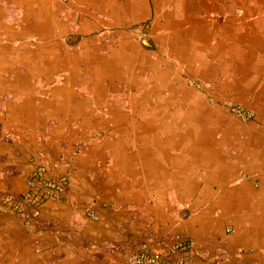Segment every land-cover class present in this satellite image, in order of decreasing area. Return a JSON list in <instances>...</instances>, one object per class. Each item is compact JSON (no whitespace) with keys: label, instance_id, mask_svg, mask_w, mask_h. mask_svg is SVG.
Segmentation results:
<instances>
[{"label":"crops","instance_id":"1","mask_svg":"<svg viewBox=\"0 0 264 264\" xmlns=\"http://www.w3.org/2000/svg\"><path fill=\"white\" fill-rule=\"evenodd\" d=\"M169 1L0 0V264H138L143 243L167 262L186 241L190 264H264V193L237 171L217 178L197 147L165 143L135 112L146 58L127 29L176 20L184 0ZM39 166L70 183L27 224L4 199Z\"/></svg>","mask_w":264,"mask_h":264},{"label":"bare ground","instance_id":"2","mask_svg":"<svg viewBox=\"0 0 264 264\" xmlns=\"http://www.w3.org/2000/svg\"><path fill=\"white\" fill-rule=\"evenodd\" d=\"M192 1L194 0L182 1L181 10L185 18L189 17L193 10H196L199 17H202L201 13H205L209 8H211V11L223 15L228 14L230 17H226L225 19L222 18V22L215 24L208 35L206 34L205 29H203L204 25L200 23L201 21L180 23L177 19L171 20V18H168L163 27L169 31H166V33L163 34L162 46L166 47L171 56L175 57L177 60L180 59L182 62H187L190 65L192 64L193 67H195L196 63L199 61L198 58L202 59L195 72H191V69H189V71L187 70L190 78L198 76L203 82L209 80L215 81L217 78H221L223 74H228L230 69H235L233 75H236L237 81L246 80L252 87H254V82L256 80V78L252 76L254 69L261 71L262 69L264 70V14L262 18L259 17L253 21H249V18L256 13L254 8L251 7L252 5L247 7L241 17L231 16L235 14V8L238 7L243 9L240 0H232L231 4L228 0H198V2H196L197 4L195 3L194 6H191L189 3ZM252 1L255 2L258 0H246V2ZM262 9L264 11V4ZM166 14L167 16L170 15L168 12ZM174 30L175 32H171ZM228 38L234 39L235 42L229 43L227 41ZM190 49L194 52L192 51L193 53H190ZM199 49L202 51L199 52L202 56L197 53ZM203 56H206L207 58ZM146 70H149V74L145 75L146 78L142 80V82H146L145 84L148 86V91L145 96H148L149 100L144 105H141V109L139 108V104L134 105L135 112L141 114L140 118H144L142 121L145 123L144 125L146 126V129L147 127L152 131L159 129V132H162L163 135L167 137L165 143L170 144L171 146H178L180 149H184L187 146L197 147V149L194 148V151H196V159L200 161L204 159H207L209 162L211 161L215 165V176H217V178L221 176L220 169L224 171V175L227 179L228 177H233L236 170H234L232 159H230L231 157L227 155L228 153L226 154L223 147V144L227 142L225 141V138L220 139L219 141H213L211 139V134L213 132L208 128L207 123L196 122V118L200 115L199 108H197L199 103L195 105V102H197L196 91L188 88L179 80L177 81L179 83L178 85H170L171 83H175L173 81L168 82L170 81V78H168L171 72L170 64L164 62V60L160 58L152 61L151 66ZM257 72H255V74ZM172 76L174 79H178L177 74H172ZM121 77V75L114 76V79L120 80ZM139 80L138 76H135V79H130V82H136ZM165 87L171 88L170 94L164 95L162 93ZM202 108H204V104H202ZM160 144L164 143L160 141ZM210 148L213 149V151L208 152ZM235 158L239 159L242 163H247L250 168L256 170L262 169V163H260V161H262L261 154L256 150H249L247 153L240 152ZM189 159L191 160V158ZM172 160L176 159L173 158ZM188 169H190V167ZM206 189L207 188H205V190ZM254 192L264 193V186L255 189ZM224 202H220L221 205L225 204Z\"/></svg>","mask_w":264,"mask_h":264},{"label":"rangeland","instance_id":"3","mask_svg":"<svg viewBox=\"0 0 264 264\" xmlns=\"http://www.w3.org/2000/svg\"><path fill=\"white\" fill-rule=\"evenodd\" d=\"M196 2H198V0L192 1L190 5L194 6ZM228 2H230L231 4L232 0H228ZM168 4H170V1L168 2ZM240 4L243 6V9H240L238 7L235 8V14L231 16L241 17L247 7H250L252 5L251 7L254 8V11L256 13L249 18V21H253L259 17H263V0H258L255 2H246V0H240ZM172 6L174 9L176 6L178 7L177 9H179L181 3H179V0H177L176 2L172 1L169 9L167 10H170ZM201 16L202 17H199L198 12L196 10H193L191 12V15L185 18L182 12L178 11V15L177 17H175V19L179 20L180 23L201 21L200 23L204 25L203 29H205L206 34L208 35L215 24L222 22V18L225 19L226 17H230L228 14L223 15L220 13L213 15L215 19H207L205 18L204 14ZM194 17L196 20L194 19ZM163 25L164 23L155 21V18L152 16L149 21L145 23L130 25L127 29V31L134 34L135 46L144 49L145 56L143 57V59L146 58V61L143 60L144 63L142 70H145L146 68H148V66H151V62L157 60L158 58L170 64L171 72L168 77L170 78V81L168 82H175L171 83L170 85H178L179 83L177 81L179 80L180 82L182 81L183 84H185L188 88L194 89L197 93V102H195V105L199 103V106L197 108H199L200 115L196 118V122L199 121L200 123H207L208 128L213 132L211 134V139L213 141H219L220 139L225 138V141L227 142L224 141L225 143L223 144V147L226 151V154L228 153L227 155L231 157L230 159H232L234 170L238 172L237 174L239 178L248 179L254 184V187L256 189H259V187L264 184V70L262 69L261 71L254 69L253 74L251 73L252 76L256 78L254 87H252L246 80L237 81L236 75H233L235 69H230L228 71V74H223L221 78H217L215 81L209 80L203 82V80L198 76L190 78L188 76L189 69H191V72H195L198 69L197 66L201 63L202 59L198 58L199 61L196 63V66L193 67L192 64L190 65L187 62H182L180 59L177 60L175 57L171 56V54L168 53L166 47L162 46L163 34L166 33V31H169L164 29ZM99 30L100 33H118L119 31H122V29L120 28L106 24ZM171 32H175V30ZM64 39H61V42L64 40L63 46L65 47H72L80 42V40L77 41L74 39ZM146 39L149 40V46L144 45L143 43V40ZM227 41L229 43L235 42L234 39L230 38H228ZM101 43H103L105 46H111L115 45L117 41L114 38H110L102 40ZM192 51L193 50L190 49V53L194 52ZM199 52H202L200 49L197 53L202 56V54H200ZM203 57L207 58L206 56ZM149 58L150 61H148ZM141 71L137 70L135 71V73L137 76L140 75V80H144L146 78L145 75L149 74V70H145L144 73ZM255 72L257 73L255 74ZM172 74H177L178 79H174ZM170 89V87H165L162 93L164 95L170 94ZM213 96L215 99L213 98ZM202 104H204V108H202ZM205 117L208 119H206ZM249 150H256L261 154L262 161H260V163H262V169L256 170L254 168H250L247 163H242L239 159L235 158L236 155L240 154V152L247 153V151ZM210 151H213V149L210 148L208 152ZM143 245L144 243L141 245L139 253L144 248L145 245ZM133 256L130 257L131 262H135ZM215 261L216 259L214 260L213 264L217 263V261Z\"/></svg>","mask_w":264,"mask_h":264},{"label":"built area","instance_id":"4","mask_svg":"<svg viewBox=\"0 0 264 264\" xmlns=\"http://www.w3.org/2000/svg\"><path fill=\"white\" fill-rule=\"evenodd\" d=\"M44 166H39L28 178L27 190L19 196H6L5 207L19 214L27 224H33L40 215L41 207L49 200L59 199L68 189L69 179L61 177L58 180L52 179ZM176 254L178 256L167 262L162 261V257L153 254L148 245H145L139 254L133 256L137 263L155 264H190L192 243L189 241L176 244ZM216 264H224L223 260H218Z\"/></svg>","mask_w":264,"mask_h":264},{"label":"water","instance_id":"5","mask_svg":"<svg viewBox=\"0 0 264 264\" xmlns=\"http://www.w3.org/2000/svg\"><path fill=\"white\" fill-rule=\"evenodd\" d=\"M143 43H144V45H147V46H149L150 44H149V40H143Z\"/></svg>","mask_w":264,"mask_h":264}]
</instances>
